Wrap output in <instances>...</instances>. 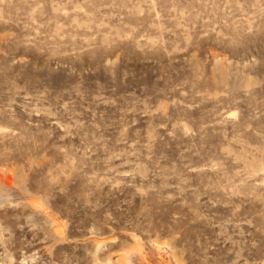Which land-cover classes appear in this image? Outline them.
I'll use <instances>...</instances> for the list:
<instances>
[{
  "label": "rangeland",
  "instance_id": "1",
  "mask_svg": "<svg viewBox=\"0 0 264 264\" xmlns=\"http://www.w3.org/2000/svg\"><path fill=\"white\" fill-rule=\"evenodd\" d=\"M1 190L0 264H264V0H0Z\"/></svg>",
  "mask_w": 264,
  "mask_h": 264
},
{
  "label": "bare ground",
  "instance_id": "2",
  "mask_svg": "<svg viewBox=\"0 0 264 264\" xmlns=\"http://www.w3.org/2000/svg\"><path fill=\"white\" fill-rule=\"evenodd\" d=\"M12 181L13 180H11L9 177L4 182L2 190L4 191V190L15 189V186ZM2 190L0 191V193L2 192ZM157 247L158 246L155 247L148 244V246L139 247L137 251L127 253V256H125L127 260V264H179L177 261L178 258L176 259L173 254L171 255V253L168 254L169 253L168 249L165 250V249H161L162 247L161 248L160 247L157 248ZM158 252L160 254L155 256V254H157Z\"/></svg>",
  "mask_w": 264,
  "mask_h": 264
}]
</instances>
